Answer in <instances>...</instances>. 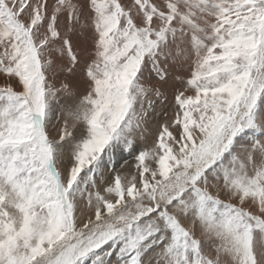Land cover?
Returning <instances> with one entry per match:
<instances>
[{
	"label": "snow or ice",
	"instance_id": "6c2138e0",
	"mask_svg": "<svg viewBox=\"0 0 264 264\" xmlns=\"http://www.w3.org/2000/svg\"><path fill=\"white\" fill-rule=\"evenodd\" d=\"M0 264H264V0H0Z\"/></svg>",
	"mask_w": 264,
	"mask_h": 264
}]
</instances>
